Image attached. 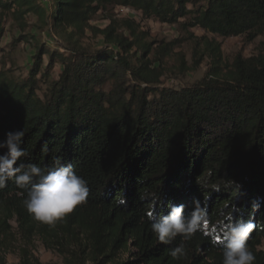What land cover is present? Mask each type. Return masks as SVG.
<instances>
[{
	"label": "trees",
	"instance_id": "obj_1",
	"mask_svg": "<svg viewBox=\"0 0 264 264\" xmlns=\"http://www.w3.org/2000/svg\"><path fill=\"white\" fill-rule=\"evenodd\" d=\"M115 6L167 24L183 19L220 38L264 33V0H0V42L6 19L24 30L34 17L38 29L67 43L60 50L33 33L17 38L35 39L34 52L24 77L0 64V140L22 129L26 155L18 165L71 163L89 186L87 202L53 227L29 215L26 191L9 180L0 189V264L15 249L18 264H40L32 253L35 239L63 264H222V247L200 232L183 241L187 255L173 259L170 250L182 238L157 241L145 215L153 198L158 215L172 203L188 213L199 199L210 231L222 210L254 215L260 227L248 246L254 264H264V40L257 54L227 64L220 42L202 36L194 68L208 57L203 77L167 86L162 59L178 40L153 48L133 19L109 17L103 29L91 28L101 45L80 44L89 21ZM121 197L126 205L116 203ZM254 199L261 202L255 212Z\"/></svg>",
	"mask_w": 264,
	"mask_h": 264
},
{
	"label": "clouds",
	"instance_id": "obj_2",
	"mask_svg": "<svg viewBox=\"0 0 264 264\" xmlns=\"http://www.w3.org/2000/svg\"><path fill=\"white\" fill-rule=\"evenodd\" d=\"M24 131L17 129L5 133V138L0 140V189H3L9 180L14 181L16 187L26 191L23 207L32 218L42 224L55 226L71 214L78 205L87 202L89 196L88 182L77 173L71 163H62L56 160L47 169H42L36 164L23 165L18 161L26 155L21 147ZM237 190L242 185L235 182ZM215 191L220 186H214ZM24 195V192L21 193ZM157 200L146 211L145 215L150 221L151 232L157 241L164 245L171 244L177 236L182 242L170 250L173 259L187 255L185 243L197 232L206 236L210 235L215 245L222 247V264H254L256 256L248 246L251 234L260 225L254 215L249 218H237L238 208L232 211H221L220 219L211 226L208 208L197 198H193V207L185 213L184 204L172 203L164 215L156 211ZM126 205V200L121 197L116 202ZM261 202L253 200V212L258 211Z\"/></svg>",
	"mask_w": 264,
	"mask_h": 264
},
{
	"label": "rangeland",
	"instance_id": "obj_3",
	"mask_svg": "<svg viewBox=\"0 0 264 264\" xmlns=\"http://www.w3.org/2000/svg\"><path fill=\"white\" fill-rule=\"evenodd\" d=\"M109 17L133 19L138 24L140 30L148 34L146 41L154 42L153 48L157 47L160 41L166 43L178 40L171 53L162 59L166 70L163 83L167 86L192 85L203 77L209 64V58L203 57L199 61L198 66L194 68V64L199 60V54L204 51L201 45H197V39L202 36L215 42H220L222 58L227 64L237 55L248 57L257 54L260 43L264 40V33L253 39H248L245 35L220 38L207 34L198 27L186 26L187 21L183 19H180L176 24H167L145 18L139 11L115 6L106 13H98L89 21V27L84 30V34L79 38V42L83 47L89 48L101 45L102 37L91 28L103 29L109 24ZM26 22V28L22 30L11 19H6L5 34L0 42V64L6 69H10L13 75L17 77H24L27 74L31 63V55L34 52L33 43H35V39L29 43L26 40H17L21 34L33 33L36 35L38 42L47 43L49 46L59 48L60 50L67 45L66 40L61 34L52 30L38 29L37 26H40V23L37 22L36 18L30 17ZM71 31L72 29L67 30V32ZM28 39L30 40V38ZM154 52H151V57ZM46 62L47 57L44 56L40 72L43 71ZM59 70L60 67L56 65L53 73L50 74L51 78L55 79ZM39 94H41V91ZM12 224L15 227V224ZM32 253L40 264H63L62 258L56 252L46 249L38 239H35L33 242ZM18 263V249H15L7 254L6 264Z\"/></svg>",
	"mask_w": 264,
	"mask_h": 264
}]
</instances>
